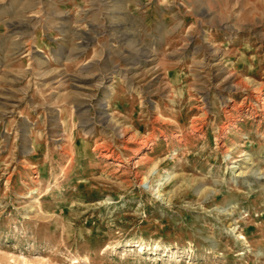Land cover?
<instances>
[{"label": "rangeland", "instance_id": "1", "mask_svg": "<svg viewBox=\"0 0 264 264\" xmlns=\"http://www.w3.org/2000/svg\"><path fill=\"white\" fill-rule=\"evenodd\" d=\"M0 264H264V0H0Z\"/></svg>", "mask_w": 264, "mask_h": 264}]
</instances>
